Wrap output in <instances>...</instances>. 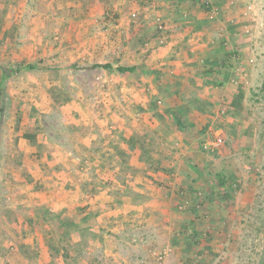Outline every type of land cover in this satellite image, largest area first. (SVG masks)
I'll return each instance as SVG.
<instances>
[{
  "label": "crops",
  "instance_id": "obj_1",
  "mask_svg": "<svg viewBox=\"0 0 264 264\" xmlns=\"http://www.w3.org/2000/svg\"><path fill=\"white\" fill-rule=\"evenodd\" d=\"M86 2L76 15L81 23L68 26L81 35L68 37L67 68L111 64L109 73L101 68L111 103L107 111L83 108L66 139L43 137L37 146L20 140L7 156L0 264H16V256L20 264H124V251L154 255L164 247L153 241L187 238L181 208L211 177L201 176L206 163L200 166L191 145L233 98L227 85L233 64L226 58L237 63L247 45L229 50L230 34L216 28L234 22L235 0ZM7 66L21 69L10 77L36 68ZM118 66L135 70L122 73ZM12 196L16 208L7 211Z\"/></svg>",
  "mask_w": 264,
  "mask_h": 264
},
{
  "label": "rangeland",
  "instance_id": "obj_2",
  "mask_svg": "<svg viewBox=\"0 0 264 264\" xmlns=\"http://www.w3.org/2000/svg\"><path fill=\"white\" fill-rule=\"evenodd\" d=\"M86 4V0H0V61L9 66L36 65L0 84V197L9 195L4 193L9 182L7 156L21 146L20 140L37 146L35 142L43 137L53 140L61 134L66 139L68 127L83 116V108L95 111L111 103L103 90L106 76L101 68H67L72 53L68 37L81 35L68 32V26L81 23L76 15ZM232 6L234 22L217 24L216 30L224 28L230 34L226 37L229 50L240 51L238 43L247 46L237 63L226 58L233 64L227 84L233 98L220 109L216 124L201 129L191 145L200 153V166L206 163L201 176L211 177L204 179V190L181 208L186 212L187 238L173 234L172 239L153 241L158 248L164 247L154 255L124 251V264L126 260L134 264H264V0H235ZM249 9L250 17H244ZM2 76L0 68V83ZM77 87L85 93L78 95L73 90ZM40 129L44 135L34 132ZM12 197V204L7 199V211L16 208ZM13 253L18 254L7 251V257ZM13 263L20 264V256Z\"/></svg>",
  "mask_w": 264,
  "mask_h": 264
},
{
  "label": "trees",
  "instance_id": "obj_3",
  "mask_svg": "<svg viewBox=\"0 0 264 264\" xmlns=\"http://www.w3.org/2000/svg\"><path fill=\"white\" fill-rule=\"evenodd\" d=\"M0 68L2 70V73H3V76H2V79H1V87L3 86L2 85V82H5L7 80V78H9L11 75L15 74V73H19L20 72V67H17L16 69H10L7 65L3 64L2 62H0ZM27 70H31L34 68V65H27L25 67ZM87 69H95V68H104V69H113L114 67L111 65V64H95V65H92V66H89V67H86ZM116 70H118L119 72H132L135 70L134 67H125V66H118L116 68Z\"/></svg>",
  "mask_w": 264,
  "mask_h": 264
},
{
  "label": "built area",
  "instance_id": "obj_4",
  "mask_svg": "<svg viewBox=\"0 0 264 264\" xmlns=\"http://www.w3.org/2000/svg\"><path fill=\"white\" fill-rule=\"evenodd\" d=\"M163 29H164V27H163L162 23L159 22V24H158V30L159 31H163ZM217 140H218V143L222 142L220 138H218ZM218 143H216V144H218Z\"/></svg>",
  "mask_w": 264,
  "mask_h": 264
}]
</instances>
